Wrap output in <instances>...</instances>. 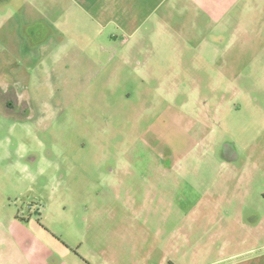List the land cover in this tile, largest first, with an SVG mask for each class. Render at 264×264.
<instances>
[{
    "label": "rangeland",
    "instance_id": "rangeland-1",
    "mask_svg": "<svg viewBox=\"0 0 264 264\" xmlns=\"http://www.w3.org/2000/svg\"><path fill=\"white\" fill-rule=\"evenodd\" d=\"M182 4L135 42L0 0V235L34 264H264V8Z\"/></svg>",
    "mask_w": 264,
    "mask_h": 264
},
{
    "label": "crops",
    "instance_id": "crops-1",
    "mask_svg": "<svg viewBox=\"0 0 264 264\" xmlns=\"http://www.w3.org/2000/svg\"><path fill=\"white\" fill-rule=\"evenodd\" d=\"M70 1L74 6L73 9H79L84 12L85 16L90 18V20L98 24L102 23L107 26H113L116 31L115 33L120 32L123 36L127 35L130 41L135 42L143 40L145 37L148 38L149 33L157 32L158 35H160L159 33H164L170 24L176 26L177 22L175 17L184 12V9L182 10L184 8L182 0ZM253 1L257 9L258 5L259 8H264V0ZM98 13L99 17L96 16ZM155 16L156 25L153 27L151 21ZM173 17L174 19H172ZM237 23L239 24L240 21L237 20ZM55 25L58 24H54L53 26ZM197 25L195 20L191 24L193 26L192 28L197 27ZM47 32H49V29H47ZM26 236L19 235L16 240H13L11 235H0V264H34L31 256L27 252L31 251L35 255V250L33 248H25L30 243L23 244L21 242L27 241ZM38 258H41V256Z\"/></svg>",
    "mask_w": 264,
    "mask_h": 264
}]
</instances>
